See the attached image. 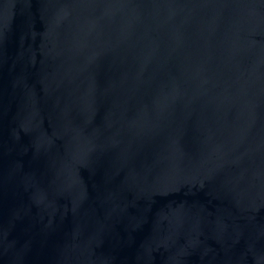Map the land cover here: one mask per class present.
<instances>
[{
    "label": "water",
    "instance_id": "water-1",
    "mask_svg": "<svg viewBox=\"0 0 264 264\" xmlns=\"http://www.w3.org/2000/svg\"><path fill=\"white\" fill-rule=\"evenodd\" d=\"M0 264H264V0H0Z\"/></svg>",
    "mask_w": 264,
    "mask_h": 264
}]
</instances>
